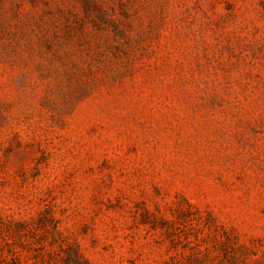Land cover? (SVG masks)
<instances>
[{
	"label": "rangeland",
	"instance_id": "1",
	"mask_svg": "<svg viewBox=\"0 0 264 264\" xmlns=\"http://www.w3.org/2000/svg\"><path fill=\"white\" fill-rule=\"evenodd\" d=\"M0 264H264V0H0Z\"/></svg>",
	"mask_w": 264,
	"mask_h": 264
}]
</instances>
